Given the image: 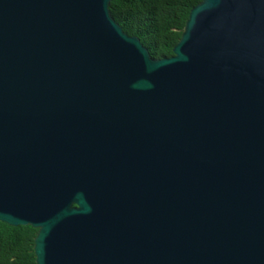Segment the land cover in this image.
I'll list each match as a JSON object with an SVG mask.
<instances>
[{"label": "water", "instance_id": "95a60500", "mask_svg": "<svg viewBox=\"0 0 264 264\" xmlns=\"http://www.w3.org/2000/svg\"><path fill=\"white\" fill-rule=\"evenodd\" d=\"M111 1L0 0V222L35 264H264V0L159 60Z\"/></svg>", "mask_w": 264, "mask_h": 264}, {"label": "trees", "instance_id": "16d2710c", "mask_svg": "<svg viewBox=\"0 0 264 264\" xmlns=\"http://www.w3.org/2000/svg\"><path fill=\"white\" fill-rule=\"evenodd\" d=\"M198 0H112L111 17L123 32L139 39L152 59L172 57L190 10ZM37 230L0 222V264H35Z\"/></svg>", "mask_w": 264, "mask_h": 264}]
</instances>
